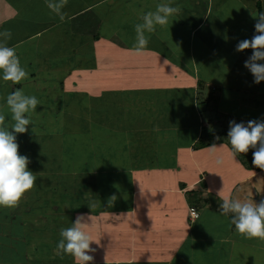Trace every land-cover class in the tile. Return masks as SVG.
Here are the masks:
<instances>
[{
	"label": "crops",
	"instance_id": "1",
	"mask_svg": "<svg viewBox=\"0 0 264 264\" xmlns=\"http://www.w3.org/2000/svg\"><path fill=\"white\" fill-rule=\"evenodd\" d=\"M225 1L215 3L216 0H172V6L181 7L180 14L171 17L166 26H157L155 32L146 33L149 37L148 50L142 54L133 50L136 42L134 26L143 22L142 16L145 13L155 11L162 0H67L63 8L67 15L63 21L47 8L45 0H0V33L11 32L7 46L16 49L21 66L28 71L34 63L26 60V57L37 58L44 52L48 56L44 62L51 63L57 69L58 65L52 63L53 57L62 53L63 49H68L71 57L66 64L67 71L73 59L77 65L80 54L85 55L86 50L94 52L95 42H101L102 34L117 41L118 44L112 43L116 51L124 52L118 63L125 61L127 56L128 61L125 62V67L123 65V70L130 67L131 72H136L135 65L138 64V72H145L148 65L159 72L165 66H168L167 70L175 71L180 68L175 69L174 66L178 63L181 65L180 60L175 57H192V47L195 46L197 36L201 37L195 47L202 52L207 46L211 50L209 37L214 34L210 26L214 22L221 24L220 15L227 19L228 13L231 15L233 11L235 15L250 7L248 0L247 3L236 0L240 6L236 7L239 11L235 12V8L230 7H234L236 3ZM2 40L3 37L0 36V41ZM101 54L98 58L100 63L105 66L114 65L115 60L105 59L111 57L113 52ZM94 55L97 56V50ZM166 55L168 57L160 64L152 61L155 56ZM192 66L194 80L190 77V83L180 85L187 93L192 90V96L187 97L188 107L184 113L181 114L179 104L187 98H182L181 88L178 89L177 96L173 95L171 89L178 87L169 85L164 90H157L155 83L150 86L153 90L150 88L149 93H146L150 99L162 98L166 103L160 105L158 118L153 114L155 118L148 127L137 124L135 129L130 130V134H126V147L123 152L125 166L120 170L125 187L115 185L108 190L104 187L106 191L103 194L92 193V197L87 196L85 202L82 200L88 207H73L68 208V211L63 209L61 203L60 207L54 208L57 201L54 205L51 201L54 199L49 195H41L40 198L35 196L28 216L30 219L31 214L39 213L41 221L36 226L32 223L26 225L24 214H18L19 224H14L20 230V234L16 233L17 239L19 240V235L20 239L30 235L44 240L42 244L48 242L50 245L49 250L51 248L55 264H74L71 255L58 254L56 251L61 238L59 233L60 229L70 227L77 215L84 214L93 217L92 226L88 229L96 242L91 245L95 251L89 253L94 257L93 264H212L214 259L220 261L223 258L222 249L228 246L232 248L230 252H233L227 258L228 264L246 263L244 253L240 252L242 248L259 245L258 249L264 253V243L260 242V238L241 235L230 223L231 214H219L222 201L218 192L222 188L223 195L233 199H252L257 204L264 200V169L249 168L239 153L233 157L227 136L221 132L228 133L230 121L240 123L251 119L224 112L221 105L222 109L218 110L209 103L207 92L210 82L204 81L202 86L198 82V68L194 66V61ZM69 72L68 75L73 76L74 71ZM162 87H165L164 84ZM223 87L226 86L223 84ZM62 88H65L64 85ZM221 89L220 86V91ZM228 89L231 90L232 87ZM159 94L167 97H160ZM170 95L173 97L169 99ZM254 107L255 109H242L249 110L250 114L261 110L258 105ZM155 113H158V109ZM221 114L224 116H219ZM214 116L226 119L223 124H219L218 120L212 121ZM219 132L223 135L220 134L219 139L214 140V134ZM201 141L206 146L198 147ZM214 143L217 147L221 144L225 147L211 155L207 148ZM98 159L105 163L103 155L95 158ZM97 172L98 175L101 172L103 176L108 174L107 170ZM113 194L117 196V200L110 207L108 201ZM78 195L81 193L78 192L76 197ZM43 196L54 205L47 213H41L38 209V201ZM93 202L95 209L89 208ZM191 207L196 208L200 215L194 222L190 220ZM68 213H71L69 218ZM60 215L62 219L59 218ZM53 216H58V219Z\"/></svg>",
	"mask_w": 264,
	"mask_h": 264
},
{
	"label": "rangeland",
	"instance_id": "2",
	"mask_svg": "<svg viewBox=\"0 0 264 264\" xmlns=\"http://www.w3.org/2000/svg\"><path fill=\"white\" fill-rule=\"evenodd\" d=\"M218 1L223 0H216L215 3ZM244 1L247 3L246 0ZM248 1L249 9L241 12L236 8L240 6L238 1L226 0L227 3H236L230 8H235V12L239 11L238 14L234 15L232 11L231 15L228 13L226 16L227 19L220 15L221 24L214 22L210 26L214 34L213 37H209L211 50L207 46L204 53L195 47L201 37L197 36L195 46L192 47L194 48L192 57L174 56L181 62V65L178 63L174 66L175 69L179 67V70L171 71L167 70L168 66H162L163 70L159 72L148 65L145 72H138V64L135 65L136 72L134 70L131 72L130 67L123 70L128 58L126 56L125 61L118 63L124 52L116 51L112 43L118 44L117 41L108 39L104 36L105 34H102L100 43L95 42L93 51L97 50V56L91 52L92 50H86L85 55L80 54L77 65L74 59L71 61L67 71L66 64L71 57L68 49H63L62 53H57V56L53 57L52 63L55 62L58 65L57 69L50 65L51 63L44 62V59L48 57L44 52L37 58L26 57V60L34 64L32 68L29 67V71L26 70L29 73L28 78L21 81L19 85L23 86L22 89L26 95L36 96L41 103L30 116L32 126H29L26 133L16 134V136L19 154L29 158L31 163L28 169L37 174L34 188L40 191V196L52 197L53 203L57 201L56 206L60 207L59 203H61L64 206L63 209L68 211V208L88 207L82 200L85 202L87 196L92 197V193L103 194L104 187L107 190L115 185L125 187L124 178L120 177V170L125 166L123 152L126 147V134L135 129L137 124L148 127L155 118L153 114L158 118L161 106L166 103L162 98L150 99L146 93L153 90L150 86L156 83L157 90H164L172 85L178 87L176 89L170 87L173 95L178 96V89L181 88L182 98L192 96V90L187 93L186 89L180 85L190 83V77L193 79V61L194 66L198 68L196 72L198 82L202 86L204 81L210 82L207 92L210 97L209 103L216 106L218 110L223 108L224 112L227 111L233 115L244 116L251 120H253L252 117L264 120V81L259 84L254 83V77L244 67L245 61L252 54L251 50L236 51L239 41L252 38L257 22L254 17H258L260 11L264 12V0H257V3H254L255 0ZM229 45L232 47H227ZM101 52H107V54L113 52L111 57L105 59L115 60L114 65L105 66L100 63L98 58L101 57ZM167 57L168 55L155 56L152 61L160 64ZM70 70L74 71L73 76L68 75ZM162 84L165 87H162ZM223 84L226 87H223ZM63 85L65 88H62ZM17 86L11 84V81L5 82L0 79V111L5 113L6 123L9 125L12 121L6 106V97L16 90ZM228 87L232 89L229 90ZM72 91L78 93H71ZM159 96L167 97L163 94ZM170 97L173 96L170 95L169 99ZM188 98L183 100L181 105L179 104L181 114L188 107ZM166 100L170 101L168 98ZM255 105H258L261 110L250 114L249 110L242 109L243 107L255 109ZM157 109L158 113H155ZM211 112L208 111V113ZM225 119L214 116L212 121L218 120L219 124H223ZM190 120H192L191 117ZM221 132L214 134V140H217L220 134L223 135ZM101 155L105 157V163L99 162V159L95 160ZM100 170H107L108 174L103 176ZM97 171L100 172L99 175ZM78 192L81 195L76 197ZM32 195L33 192L25 193L20 203L14 208L0 207V237L2 239L0 264H55V257L52 256L51 248V251L49 250L48 242L43 245L44 240H38L30 235L24 239H20L19 235V240L17 239L16 233L20 234V230L12 223V216L16 215L15 220L18 221V214H24L26 225L32 223L36 226V223L41 221L42 217L39 213L31 214L29 219L28 211L34 205L36 194L33 197ZM42 199V202L49 201L44 199V196ZM52 202L49 201L45 206L46 209H53ZM93 208L95 209L96 205ZM50 212L53 213V211ZM56 212L59 213V211ZM70 214L68 213L67 218ZM53 218L58 219V216ZM59 218L62 219V216L60 215ZM57 224L59 225L60 222ZM40 233L44 236L43 232ZM260 242L264 243V239H260ZM258 247L259 245L241 249L240 252L244 253L247 264H264V253ZM231 249L230 246L224 247L223 258L220 261L214 259L212 264H228L227 258L233 253L230 252ZM246 263L233 262L232 264Z\"/></svg>",
	"mask_w": 264,
	"mask_h": 264
},
{
	"label": "clouds",
	"instance_id": "3",
	"mask_svg": "<svg viewBox=\"0 0 264 264\" xmlns=\"http://www.w3.org/2000/svg\"><path fill=\"white\" fill-rule=\"evenodd\" d=\"M45 3L61 21L65 19L67 13L63 12V8L67 0H45ZM180 12L181 7L172 6V0H162L155 11L145 13L142 16L143 22L134 26L136 42L133 50L138 54L148 50L149 37L146 33L155 32L157 26H166L170 18L179 15ZM254 18L257 21L255 34L251 39L239 41L236 51L251 50L252 54L245 61L244 67L254 77V83L259 84L264 81V63H262L264 62V12ZM0 36L3 37L0 41V73H2L0 79L19 85L28 78L29 73L21 66L16 49L7 46L11 32L5 31L0 33ZM40 103L36 96L26 95L22 88H17L6 97V106L11 114V125L6 123V115L0 111V207H16L25 193L36 186L37 174L28 169L31 163L29 158L19 154L16 134H24L29 126H32L30 116ZM32 131L34 132L33 127ZM227 140L233 157L237 153L246 154L253 149V164L264 169V120H251L247 124L230 121ZM223 147L224 144L217 147L214 143L207 148V151L215 155ZM219 162L218 160L217 163ZM218 196L222 201L219 205V214L222 216L231 214L230 223L238 233L249 238L264 239V200L257 204L252 199H233L223 195V188L218 192ZM116 200L117 196L113 194L109 198V206L111 207ZM92 207H95V202L89 206ZM192 215H197L195 210H192ZM92 221V216L80 214L70 227L60 229L61 238L57 244V253L71 255L74 264H93L94 257L89 253L95 251L91 245L96 242L88 231Z\"/></svg>",
	"mask_w": 264,
	"mask_h": 264
},
{
	"label": "trees",
	"instance_id": "4",
	"mask_svg": "<svg viewBox=\"0 0 264 264\" xmlns=\"http://www.w3.org/2000/svg\"><path fill=\"white\" fill-rule=\"evenodd\" d=\"M259 9L261 10V6L259 5ZM260 13H261V11H260ZM255 34V29H254V32H253V34H252V37H253V35ZM243 123H245V124H247V122H244V121H242ZM226 136H227V133L225 132L224 133ZM203 146H206L205 145V143H203L202 141H201V143H200V145H198V147H203ZM253 149H250L249 151H248V153H246V154H241V159L244 161V163L249 167V168H252V169H256V166L253 164ZM33 191V193L34 194H36V196L37 197H39L40 198V195H38V194H40L39 192V190L38 191H36L35 190V188H33L32 189ZM45 199V198H44ZM43 200V199H42ZM42 200H40V201H38V209L39 210H41V213H47L48 212V210H50V209H46V205H48V203H49V201H46V202H42ZM39 202H40V204H39ZM54 204V203H53ZM55 205V204H54ZM56 206V205H55ZM56 207H58V206H56ZM13 218H12V223L13 224H19V221H16L15 219H16V215H14V216H12ZM18 217V216H17ZM21 219V218H20Z\"/></svg>",
	"mask_w": 264,
	"mask_h": 264
},
{
	"label": "built area",
	"instance_id": "5",
	"mask_svg": "<svg viewBox=\"0 0 264 264\" xmlns=\"http://www.w3.org/2000/svg\"><path fill=\"white\" fill-rule=\"evenodd\" d=\"M192 210H195V212L197 213L196 216H193L192 215ZM189 212H190V220L192 222H194L195 220H197L199 218V216H200L198 210L196 208H194V207H191L190 210H189Z\"/></svg>",
	"mask_w": 264,
	"mask_h": 264
}]
</instances>
